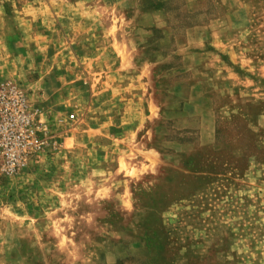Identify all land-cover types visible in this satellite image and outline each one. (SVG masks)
<instances>
[{
    "label": "rangeland",
    "instance_id": "rangeland-1",
    "mask_svg": "<svg viewBox=\"0 0 264 264\" xmlns=\"http://www.w3.org/2000/svg\"><path fill=\"white\" fill-rule=\"evenodd\" d=\"M7 81L0 264H264V0H0Z\"/></svg>",
    "mask_w": 264,
    "mask_h": 264
},
{
    "label": "built area",
    "instance_id": "built-area-1",
    "mask_svg": "<svg viewBox=\"0 0 264 264\" xmlns=\"http://www.w3.org/2000/svg\"><path fill=\"white\" fill-rule=\"evenodd\" d=\"M42 124L19 83H0V163L6 174L25 168L44 144Z\"/></svg>",
    "mask_w": 264,
    "mask_h": 264
}]
</instances>
